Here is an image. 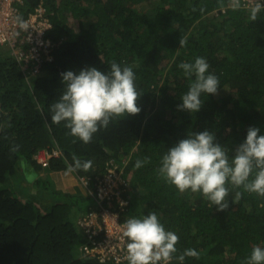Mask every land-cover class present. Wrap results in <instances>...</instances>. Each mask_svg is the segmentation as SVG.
<instances>
[{"label": "trees", "instance_id": "1", "mask_svg": "<svg viewBox=\"0 0 264 264\" xmlns=\"http://www.w3.org/2000/svg\"><path fill=\"white\" fill-rule=\"evenodd\" d=\"M254 2H24L22 18L40 3L48 10L53 61L32 75L10 46L0 47V264H115L85 256L87 239L75 217L92 202L57 180L70 172L76 181L94 184L112 167L127 184L122 196L130 206L121 222L156 212L179 237L176 255L187 248L199 252L183 264H247L252 248L264 247V196L229 186V208L219 211L201 193L180 192L158 173L167 148L188 132H213L230 154L250 126L264 133V9L252 21ZM196 57L206 58L219 88L202 94L201 110L190 113L177 109L190 83L178 65ZM113 61L133 68L141 111L112 118L84 143L64 122H51L50 105L63 91L60 74L88 66L107 70ZM54 149L61 156L46 167L35 158L40 150ZM74 157L92 166L69 171ZM145 157L148 162L135 168ZM27 173L33 174L30 182ZM53 183L57 189L47 196Z\"/></svg>", "mask_w": 264, "mask_h": 264}, {"label": "clouds", "instance_id": "2", "mask_svg": "<svg viewBox=\"0 0 264 264\" xmlns=\"http://www.w3.org/2000/svg\"><path fill=\"white\" fill-rule=\"evenodd\" d=\"M262 9L264 0H255L249 8V18L256 21ZM17 22L21 28L26 27L22 18L18 17ZM179 44L185 46L183 36ZM178 67L190 83L187 92L181 95L177 109L197 113L203 105L202 94L217 93L219 78L209 71L210 65L204 57L181 62ZM60 76L63 91L50 105L51 122H64L70 134L84 143L90 142L100 128L107 127L112 118L141 111L137 104L141 93L137 90L131 66L113 61L107 70L88 66L78 71L66 70ZM230 151L216 142L213 132L191 131L167 148L160 159L158 173L180 192L201 193L219 211L229 208L226 199L229 186L264 196V133L260 128L250 126L234 154ZM147 162V157L137 159L134 167L140 168ZM91 166V160L81 161L74 157L68 170H88ZM239 197L240 192H237L232 202ZM122 235L126 240L127 264H169L173 259L183 264L185 257L199 258V252L194 248L176 255L179 237L166 229L154 211L129 216L123 222ZM246 261L247 264H264V247H253Z\"/></svg>", "mask_w": 264, "mask_h": 264}, {"label": "built area", "instance_id": "3", "mask_svg": "<svg viewBox=\"0 0 264 264\" xmlns=\"http://www.w3.org/2000/svg\"><path fill=\"white\" fill-rule=\"evenodd\" d=\"M25 1L0 0V47L10 46L15 58L24 63V69L38 75L43 63L53 61L54 44L46 38L53 26L42 3L22 18L21 6ZM18 17L26 21V27H20ZM60 156L58 149L51 152L40 150L35 158L46 167L51 159ZM79 182L92 202L78 220L87 239L85 256L96 258L101 263L127 264L121 213L126 212L130 204L122 196L127 184L121 173L112 167L103 176L96 177L94 184L87 178H80Z\"/></svg>", "mask_w": 264, "mask_h": 264}, {"label": "rangeland", "instance_id": "4", "mask_svg": "<svg viewBox=\"0 0 264 264\" xmlns=\"http://www.w3.org/2000/svg\"><path fill=\"white\" fill-rule=\"evenodd\" d=\"M25 176L27 178V181L30 182V180L28 179V177L29 176L32 177L33 174L30 175V173H27V174H25ZM57 180L62 185L66 186L68 188V190L71 191L72 193H75V192H81L82 193L83 192L85 194L84 189H83L81 183L79 181H76L75 176H73L70 172H66V173L59 174ZM22 184L26 186V183L23 182ZM55 188L57 189L56 183H53V185L51 186V188L49 186V191H47V196H51L52 197L53 190ZM85 198L87 199L86 194H85ZM77 219L78 218L75 217V221L76 222L78 221Z\"/></svg>", "mask_w": 264, "mask_h": 264}]
</instances>
